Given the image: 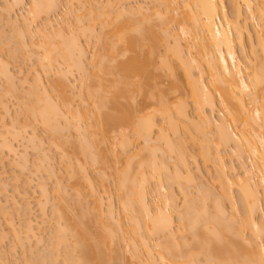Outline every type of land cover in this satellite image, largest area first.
<instances>
[{
  "label": "bare ground",
  "instance_id": "obj_1",
  "mask_svg": "<svg viewBox=\"0 0 264 264\" xmlns=\"http://www.w3.org/2000/svg\"><path fill=\"white\" fill-rule=\"evenodd\" d=\"M95 1L93 0L94 4L96 3ZM186 1L187 0H159V4L157 7H154L153 9L149 8L151 10L148 9L151 14L147 13L149 14L148 17L157 16L154 17L156 22L150 21V19L152 18H148L146 14L143 13L144 7L142 5L134 7L133 11H131L132 8H128L127 10L124 9L126 11L122 9L121 11H123V13L119 12L118 10V13L116 12L117 14L113 16H111L109 11L112 10L109 9V7H112L113 5H111L112 3H110L109 1V3L106 2L109 6H106L107 9H109L108 11H105L106 3L105 5H103L104 7L102 6L104 10L98 8L100 10L99 13L97 12V16L100 18V33L105 35H103L105 38L103 39L105 40V44L107 46V48L105 47L107 50L105 49L106 51L104 54H106V59H108L107 61H109V63L105 62L107 63V65H105V63L103 64L102 61L98 60V63L101 62V65L97 64L98 66L96 67L99 68L98 70L100 72L96 69L97 71L93 73L95 77L98 78H95L97 80V83H93V85L96 84L97 87H95L94 85L92 86L95 87L93 89L87 88V90L89 89V94H87L88 98L89 96H94V98L96 99V101L93 102V107L91 108L92 111L88 112L90 111L89 109L88 111H83L85 107L80 108L83 111V116L81 117H83L85 121V118H87V116L89 117L90 115H94L97 118V123L95 125L98 124V127H95V129L97 128L98 131L96 132V130L94 129L95 132H93V130L90 132L91 123H85L87 125L89 124V128L87 127L86 129V125L83 126V132L86 135L85 137H80V139H83L81 141H85L86 143H84L85 145L83 143L81 145L82 148L83 146L92 147V152L90 154L93 153L91 156H95L97 158L99 157L98 159L101 163L100 168L103 169L104 167H107L104 168L103 171L107 172L105 171V169H108L112 172L111 169L113 168L110 164V162L112 161H110L109 159L112 158V155L114 156V158L115 156L116 158L118 157L117 153L115 152L116 150H114L115 148H113V145L115 147L118 144L121 148H125L123 150H126L135 141L140 140L144 143L141 151H147V156H139V160L137 161V163H135V167L131 166L130 163H128L126 164L127 166L125 165L124 168L120 169L118 171L119 174L116 175L118 176L117 185H119L118 190L121 196L120 199L121 201L123 200V204H120L124 206V208L126 209L125 211L128 212L130 223L132 222V225L130 224L131 226H126V224H118L120 225V227H122L123 225L128 228L126 229L124 227V230H126L125 235H128V237H125H127V240H129V242L127 243H130V245H132V247L130 245L128 246H130L129 248H131V250L133 248V255L136 257L138 263L264 264V253L262 252V250H264V243L263 240L261 242L260 238L261 236H264V223H261V221L264 222V0H231V5L232 7H234V19L230 18L227 15L228 12L225 5L226 0H191V2ZM13 2L21 3L22 0H13ZM30 2L31 6L29 4L30 7L28 8V14L31 10L30 15H35L36 17L38 15L40 17L41 12H47L55 9L56 6H58L60 0H30ZM98 2L99 1L97 0V3ZM181 2H185V5L183 6L187 7L188 10H185L183 13H181L182 16L177 18L178 14H176V5L180 4ZM241 2L245 7V10L247 11V16L245 17H242L243 13L240 10ZM85 3L88 2L85 1ZM91 3L92 2L88 4ZM81 4L84 3L81 2ZM98 5L100 4L98 3ZM93 10L91 11L94 12ZM96 11L97 9L91 15L95 14ZM124 14H127L125 16L127 19L123 18L125 21H123L122 19V16ZM35 16H33V18H35ZM140 18H142V20H140ZM157 18H160L162 20L160 21V19L158 20ZM120 19L122 20L119 23L118 20L120 21ZM75 20L77 21V18ZM80 20L81 19H79L78 21L80 22ZM132 20L134 23H132ZM135 20H140V22H136ZM175 20L178 22V26L176 29L170 26V23ZM255 20H257V23H259V29H256V27H254V32H252L249 29V22H253ZM79 22H76L78 23L77 27H81V29L79 28V30L85 32V29L87 30V28L81 26L82 23L80 24ZM111 22L113 23V25L110 24L111 28L109 29H111V31H106L108 32V34H106V32L104 33V30H106L105 28ZM45 23H43L44 31L45 29H47V26L45 25H47L48 22L47 24ZM157 24L160 25L158 26V28ZM24 25L27 28L26 30L30 29L29 27H27L28 25ZM88 25L93 26L90 25V23ZM89 26L87 27L89 28ZM16 28L15 30H17ZM159 28L160 30H158ZM21 30L19 31L21 32ZM37 30L39 33L42 31L40 28ZM56 30H58V28L54 29L55 32ZM159 31L162 32V36L160 35ZM96 33L99 34L98 32ZM245 33L247 35H245ZM62 34L56 36L61 38ZM68 34L65 36V38H67ZM102 34H99L96 38L99 37L101 39L103 37ZM253 34L255 35L254 38L256 39L255 44L253 43L255 42V40L253 39ZM20 35L21 34L19 33V36ZM77 35L79 36V32H77ZM77 35L76 38L74 37V35V38L71 36L73 38H71V40H68L70 37L67 38L66 41H71L69 43L64 41V38L62 37L63 39L61 38V40L63 42H59V45L57 43V45L54 44L55 42L51 43V40L48 38L51 35H47L44 42H46V44L47 42H49L50 45H53H51V48V46L47 44L49 50L47 45L45 46L47 48H43L46 50L41 49L44 51V54L43 56L41 55V58H43V61H46L47 63V66L45 67L48 68V66H52L53 62L55 63V61L59 62L60 60H63L64 63L63 61L62 63L64 65H66L67 61V63H69L70 61L73 62L72 67H70L71 64L70 66H68V64L67 68L76 67L78 70H80L78 65H81L80 63L83 62H80L78 60L82 57V55H84L83 52H86V49H83L84 45L81 44V41L79 40L80 37L78 38ZM88 35L90 36L92 34H90L89 32ZM95 35L96 34L94 33V36ZM22 36L24 37V35ZM184 36H188V39ZM244 36H247V39L250 40L248 43V46L250 47V56L248 57L247 55L249 54L246 53L247 55L244 54V58L240 59L236 49L238 46L241 51L245 53L246 40ZM23 37L21 38L23 40L24 44H22L24 47L27 43L25 42ZM251 39H253V41ZM96 40H98V42L100 41L99 39ZM192 49H195L194 55L191 53ZM73 56H77L78 58L80 57L77 60L78 63L73 60ZM101 56L103 58L106 57L105 55ZM57 57H59L60 60L57 59ZM120 57L122 59H120ZM84 59H86V57ZM103 60L105 61V58ZM1 65L3 66H1V68L3 69L2 73L4 74V77H7V81L11 82L10 78L14 76L12 75L13 73L9 72V67L4 65L3 61ZM43 68L44 67L42 66L41 69ZM45 69L46 68H44V70ZM60 69L61 73H59L62 76H65L67 75L66 73H69V69H62L61 66ZM97 72L100 73V75ZM84 74H86L85 71ZM36 75L38 76L36 78L34 77L35 79L33 85L31 84V87L28 86V89L29 87L30 89L32 88L31 90L29 89L28 95L33 96V94L36 93V95H34L36 100L39 99L38 95H41L42 99H44V102H42L44 104L41 105L42 103L38 100V103H36L37 101L35 102L36 105L32 103L33 100L28 101L31 103L26 102L33 105H29L31 106L30 108H24L25 111L29 109L27 113L30 112V118L34 121L36 120L42 123V125L46 127V129L48 127L50 133L52 131L55 132V130L59 127L60 129L68 128V125L71 124L72 126V123H76V126L78 124L77 128L74 125L72 127L74 129H78V127H80L81 125H79L80 123H78L79 120L76 122L75 118L71 120L72 122H67V127L65 126L66 123H64L69 118V115L67 116L68 112H73L72 105L68 104L70 98H66L65 95V84L67 86V83H70L69 81L66 83V80H68L69 78L65 76V79L59 75V77L63 79H60L58 77L59 84H57L56 82V87H59L58 93L61 99V103L66 107H64L65 110H62L61 104L52 99L48 94V91L43 86L44 83L40 79L41 75L39 73H37ZM163 78H166L168 80V85L166 87L160 86V82ZM23 80L26 81L27 79ZM24 81L23 83H25ZM13 82L10 85H13ZM89 85L91 86V84ZM89 85L87 87H89ZM73 87L75 88V86ZM14 88L11 89H13L14 91ZM16 90L18 89L16 88ZM38 91L40 92V94H37ZM137 95L141 96L143 103H147V106L149 107L147 110L144 111L143 109L134 106ZM42 99L40 98L39 100ZM28 104L26 106H28ZM67 105H69L70 108ZM217 105L220 107L222 113V115L218 118L213 117L212 115V112L215 110ZM87 108L88 106L86 107V109ZM75 114L76 112H73L72 117L78 116L77 114ZM59 117H62L63 119L66 118L63 122L64 126L63 124H61V122H59L61 120L58 119ZM25 120L28 119L25 118ZM3 124L5 125V127ZM2 125V129L5 132H7L6 129H8V131L10 130V125L7 126L8 128L6 127V123L3 122ZM12 126L13 125H11V127ZM14 128L15 127H12L11 129ZM209 128H213L211 130L213 132L212 134L211 132L208 133ZM236 128L237 130H235ZM60 129L57 130L59 131ZM69 129H71V127ZM4 131L3 133H5ZM14 131L15 133L13 134L15 135H10L12 138L13 136L17 135L20 136V134L16 132H20L21 130L15 129ZM168 131H170L172 135L169 134ZM56 132L52 133L56 134ZM59 132H57V134H59ZM114 133H116L117 135ZM84 134L82 136H84ZM208 134H211V137H209ZM4 136L6 135L4 134ZM0 137L2 139L3 135L0 134ZM16 138H18V136L14 137V139ZM2 140H5L3 145H1ZM2 140L0 141V148L1 146L3 148L2 150L0 149V165H3V162L6 160L4 159L3 155L7 152L4 151H8L12 155L17 154V148L13 143H7V141L9 140H7V138L5 137ZM191 146H194L196 148L191 149ZM58 147L59 146H57V148ZM89 147L88 150H86L85 148L83 150L80 146L84 153L85 151H87L86 153L88 155L90 152ZM193 150L197 152H195L196 155L200 156L204 163L209 161L210 164H212V166H214L217 170L216 182L219 186V192H216L217 189L215 191L216 187L214 188V186L212 188L214 190L206 189L208 192H204L206 190L202 191L206 195L208 193L207 197H213H210L213 200V202H210L212 203V207L209 203H205V201H207L209 197L207 198L204 193H201V191L200 194H196V197L198 198L197 199L195 195L192 194V192L187 193L189 192L188 188H186L188 191L184 189L185 184L183 182L185 181L186 187H189L188 181L190 182L192 180L190 176L192 172L190 171L191 168L189 159H196V155L194 154ZM38 151L42 155L41 157H43L40 159L42 165L45 162L51 170L49 171L50 176H57L56 170L54 172L55 174L53 173L55 167L52 166L51 159L49 158L50 156H47L48 154L47 152H45L44 148H41ZM158 152L160 154H158ZM225 154L232 155L233 157L236 156V158L240 159L243 164L251 160V163L247 168H245V171H243L244 177L239 176L236 182H234L232 178H230V172L234 171V166L232 164H227L225 160ZM138 155L139 154H137V156ZM95 157L93 158L94 161L92 160L93 163H96L98 160ZM167 158L170 162H174L172 164L173 168L171 169L168 168L169 161H167ZM106 159L108 162L110 161V165L108 164ZM23 166L21 165L22 170L25 167ZM255 166H257V173L256 171H254L256 169ZM68 167L69 169H71L70 164H68ZM249 167H251V169ZM129 168L130 170H132L130 171ZM169 170H172V173ZM197 170L200 173V169L197 168ZM166 171L167 173L170 172L171 174H167ZM104 172L103 175L105 174ZM258 173H261V175H259ZM201 176L202 178H204L203 175ZM15 178L18 179V175H16ZM162 179L163 183L164 180L166 181L174 179V181L171 180V182L166 181V183L168 182L167 187H169V189L167 187H165L166 190L164 189V186L166 185L163 186ZM183 179L184 181L182 182ZM54 183L56 190L55 198L59 200L58 202H62V199H65V190L61 186L60 179L56 178V182L54 181ZM171 183H178L180 186L178 184L176 185L179 187V189L181 187L180 190H183L182 192L184 193V197L187 198L184 199L185 201L183 205L185 206H183V214H180L181 211L176 209V207L174 208V205H176L174 204L176 199L174 198L175 196L173 189L172 187H170L173 186V184ZM231 184L237 185L238 200L234 197L233 191L230 189ZM150 185L153 186V189L149 188ZM4 186L8 187L6 184H3V187ZM160 187H163L162 189L166 194L168 193L166 196H163V194L162 196L160 195ZM40 188H42L41 194L45 197V195L48 194L46 193L48 192L46 191L47 188L41 186ZM14 189L16 190V188ZM170 189L172 190L170 191ZM17 190L15 192L19 194V196L24 198V200L28 197L27 194H25L26 191L20 194L21 191ZM14 191L13 193H15ZM151 191L159 192V196L161 197H158V199L155 201L154 199L151 200L152 202L149 201L150 199L147 197V194ZM171 192H173V194ZM201 194H203L205 198L204 196H201ZM62 195H64V198L62 197ZM74 195L78 196L75 198H80L81 192L77 189L75 190ZM200 196L203 201L201 199L199 200ZM14 198H12L15 201L14 204L17 205L18 202ZM101 198V195L97 197V206L95 212H98L97 215H99L100 217L105 216V218H107L108 216V219H110L112 216H114L113 207L111 208V204L108 203V212H105V214L107 213V215H101L104 213L102 212L100 206V203H102L103 200H101ZM223 198L231 202L230 205L232 208L230 209L233 210V213H230V216H226L227 209L224 205L225 203H223ZM46 199L47 198H45V202L47 203L49 199ZM83 199L81 200L83 201ZM170 200H172L171 202L174 201L173 204L170 202ZM26 203L27 205L29 204L28 201ZM26 203L24 204L26 205ZM40 203V205L44 206V202L42 203L40 201ZM82 204L83 202L80 205ZM4 205L8 204L4 203ZM27 205L25 206V210L28 209ZM238 206H240L241 208V218H238L240 216V213L236 214L238 213ZM80 209H83L85 211L83 212V214H90L92 211L91 210L89 213L88 210L86 211V207H82ZM44 210L45 209L42 208L43 212L40 214L41 216L43 215L41 217V222L43 221L42 218H44L46 215V210L45 212ZM175 211H178L180 215L178 223L179 225L177 224L178 227L177 225H174L173 213H175ZM234 211L237 212L234 214ZM60 212V210L57 211V218L61 217L60 219H58L59 221L62 220L64 216H66V214H63V211L61 213ZM112 213L113 215L110 217L109 215H111ZM260 214V217H262L263 215V220L258 218V215ZM62 215L64 216L62 217ZM97 215L95 216L97 218H100ZM87 216L88 215L86 214H81L80 219H82L83 217V219H85ZM65 219L67 223L64 221V223L62 222V225H59V221V223L57 222V228L55 227L57 231H55V233H58V235H56V240L53 242L54 244H52L51 242L50 245L48 241V243H46V245L48 244V246L45 247L50 248L52 245L57 246L58 244L56 248L58 249L61 246V249H63V244H60L64 243L65 247L63 253L66 254H63V256L66 255V258L64 256L66 260H63L68 261L69 264H109L111 257L110 254H108L110 253V251L108 250L109 247L116 242L112 240L111 244V240L109 239L110 236H108L107 234L111 230L107 229V231L106 228H104V233L107 232L106 234L108 237L106 236V234L97 233V237L94 235L95 238L91 239L90 237L94 236H90L89 231L87 232L88 227L86 229V224L84 225V222L88 223L90 221L89 219L84 220V222L82 223L79 222L80 220L76 223H71L69 222L72 221L70 220V218L69 220L67 219V217ZM118 221L120 222V220ZM9 222H12V220H10ZM100 222L102 221L100 220ZM103 223L104 222H102V226L100 225L101 229L99 231H103ZM185 224L193 233H191L192 240L191 238L189 240L191 242H185L188 245H192L190 246V248L189 246L187 247L186 245H184V242H180L178 240L177 234H175V231H179L180 229H182V226H184ZM37 226L36 228H41V226H39L38 224ZM36 228L33 226L32 220H28L26 225L24 226L25 230H23L25 231V236L24 234L23 236L26 238L23 237L24 239H21L22 235L19 234L23 231L18 230L19 232H17L15 228V233L13 231V234L15 235V237L17 235L16 238L22 240L23 243L25 239H28L30 237H32V239H36V241L40 243L43 239L42 237H40L41 235L39 236V234H37L38 232H35ZM130 228L132 229L131 231ZM120 230L122 231V228ZM246 231L250 232V237L251 239H253L252 241L250 239H247ZM157 235H166V237H162V241H164V238L165 241L160 244L157 243L159 244V247H151L150 243H148V238ZM174 235H176L177 241H174ZM38 236L41 238V240L36 238ZM68 236L71 239L67 240ZM258 238H260L261 243H258V241H256L259 240ZM31 240H28V242ZM66 240L70 241V243L67 242L68 244H66ZM137 245H140L145 249V254L141 252L146 257L144 258L142 255V258H140L142 262L139 260V258L137 259L139 253H137L136 251L140 252L139 247H136ZM113 246H115V244ZM183 246H185L186 249H191L187 255H183L180 250L177 251V249ZM155 247L159 250L155 249ZM40 248H42V250H37L39 252H35H37L39 256L42 257L40 258L38 256L39 258H32L34 253L33 255L31 253L32 259L29 262L26 261L28 262L27 264H53L54 262L51 263V261H55V259L58 258H53V252L55 250H50L52 252L51 256L50 251H47L49 253L45 254L46 251L43 250L44 246ZM65 248L67 250H65ZM152 248L155 249V256L152 254ZM110 249H114V247L112 248L111 246ZM175 249L176 253L178 252L179 256L175 253ZM57 251L60 250L58 249ZM71 251L73 253L76 252L77 254L75 253L74 255L73 253H71L74 255L73 256L70 254ZM41 253L44 254V256ZM111 253L114 254V250L113 252L111 251ZM135 253H137L138 255H135ZM116 254L117 253H115V255ZM181 254L182 256H180ZM50 256L52 259L50 258ZM111 256L113 257V255ZM199 256H201L202 258ZM139 257H141V254L139 255ZM1 258L3 261L0 260V262L3 263L5 260L3 258L5 257L1 256ZM200 258L203 259V261ZM113 259L115 258L113 257L112 261ZM65 261L63 263H65ZM9 263L10 262H8V264Z\"/></svg>",
  "mask_w": 264,
  "mask_h": 264
},
{
  "label": "rangeland",
  "instance_id": "obj_2",
  "mask_svg": "<svg viewBox=\"0 0 264 264\" xmlns=\"http://www.w3.org/2000/svg\"><path fill=\"white\" fill-rule=\"evenodd\" d=\"M85 1L88 3H90V2H92V3L88 4V3H85ZM85 1L81 0V2H83L85 4L84 5V4H81L80 0H60L58 6H56V8L58 7L59 9L55 8V9H53L55 11H53V10L47 11L48 14H47V12H41L42 15L40 13V17L38 15L36 17L35 15H30L31 10H30V13L28 14V12H29L28 8L31 6L30 0H22L21 3H17V2L15 3V2H13V0H0V59L3 61L4 65L9 67V69L11 70L10 71L8 69L9 72L10 73L12 72L13 73L12 75H14L12 78H10L11 82L7 81L8 80L7 77L5 78L4 74L2 73V70H3L1 68L2 61L0 60L1 61V63H0V131H1V133L0 134L3 135L2 139H4V137L7 138V140H9V141H7V143L11 142L17 148V154L16 155H12L8 151H4V152H7L6 153L7 155L2 153V154H4L3 156H4V159H6V160L3 162L4 163L3 165L1 164L2 166L0 165V176H1V178H0V182H1L0 183V254L2 257H5L3 259L10 262L9 264H24V263L27 264L33 257L39 256V254L37 253L39 251H37V250H42V248H40V247H43V246H44L43 250L46 251L45 254L49 253L47 251H50V250L54 251L55 250L53 252V254H54L53 258L54 259L56 257H58V258H56L55 261H51V263L54 262L53 264H65L67 262L66 264H69L68 261H65L66 255H64L65 258L63 256V254H66V253H63L64 247H65L64 243L60 244V245L63 244V247H62L63 249H61V246L58 248L60 251H57L58 249L56 248L58 246V244H57V246L52 245L50 248L45 247V246H48V244L46 245V243H48V241H49L50 245H51V242H52V244H54L53 242L56 240V235H58V233L57 234L55 233V231H57L56 225H57V222L59 221L58 219L61 218L59 216H58L59 218H57V215H58L57 211L58 210H60L61 212L63 211V214H66V216L62 215V217L64 216L63 217L64 220L63 219L60 220L59 221L60 223L58 222L59 225H62V222L64 223V221L66 220L65 219L66 217L68 220H69V218H70V220H72V221H69L71 223H76L79 220H80L79 222L82 223V222H84V220L89 219L90 221L88 220L89 221L88 223L84 222V225L86 224V227H85L86 229L88 227L87 232L89 231L90 236L95 235L97 237V235H96L97 233L98 234L99 233L106 234L107 232L104 233V231H105L104 228H106V230L107 229L111 230L110 232L113 235L110 232L107 233L108 236L111 237V235H112V237H113V238L109 237V239L111 240V244H112V240L114 242L116 241L115 243L113 242L115 244V246H113L114 244L113 245L110 244L112 246V248L114 247V249H110L111 248V246H110L109 250H108V251H110V253H108V254H110V257H111V259H110L111 264H137L138 263L136 260V257L133 255V253H134L133 248H132V250H131V248H129L130 246L132 247V245H130V243L129 244L127 243V242H129V240H127L128 235L127 234L125 235L126 230H124V229L126 227L123 225H122V227H120V225H119V224H124V225L126 224V226H131L132 222L130 223V218H129L128 212L125 211L126 209L124 208L123 205H121V204H123L122 203L123 200L121 201V199H120L121 196H120V194H119L120 192L118 190L119 185H117L118 184V180H117L118 176H116V175L119 174L118 171L120 169L124 168V166L128 163H130L131 166L135 167V165H136L135 163H137V161L139 160L138 159L139 156L145 157V156H147L148 152L145 150L141 151L142 147L144 146L143 145L144 143L141 142L140 140L133 142V144H131V146L129 148H127L126 150H123L125 148H121L116 143L117 145L115 147L113 145V148H115L114 150H116L115 152L117 153L118 157L116 158V156H115V158H114V156L111 154L112 158L109 159L110 161H112V162L109 161L112 168H113V169H111L112 172L108 169L107 170L105 169V171H107V172H104L103 171L104 168H107V167H104L103 169L100 168L101 163L98 159L99 157L97 158L94 156L98 160L96 159L97 162L93 163L94 157L91 156L93 153L90 154L92 152V150H91L92 147L88 146L90 148L89 149L90 150L89 155L86 153L87 151H85V153H84V151H83L84 148L86 150H88V147L86 146L87 147L86 148L85 146H83V148H82L81 144L82 143L84 144L86 142L81 141L83 139H80V137L82 138V137H85V135H86L83 132L84 131L83 126L86 125V129H87V127L89 128V124L88 125L85 124L87 122L91 123L90 132L92 130H93V132H95V130H96V132L98 131L97 128L95 129V127H98V124L95 125L97 123V118L94 115L93 116L90 115L89 117L87 116V118L84 117L86 119V121H85L83 119V117H81V116H83L82 115L83 111H88V109H89L90 111H88V112H91L92 111L91 108L93 107V102L96 101L94 96H89V98H88L87 94H89V89L87 90V88L93 89V88L97 87L96 84H94L95 87H92V86H94L93 83H97L96 79H98L93 74L94 72H96L99 69L96 67V66H98L97 64L101 65V62L98 63V60L102 61L103 64L105 62L109 63V61H107L108 59H106L107 58L106 54H104L105 51L107 50L106 49L107 46L105 44L106 42L104 40L105 35L100 33V29H101L100 18L97 16V12L98 13L100 12L99 9L104 10L103 5H105V3L109 1L110 3H112L111 5H113V6L112 7L110 6L111 7L110 8L106 3L105 7L107 6V7H109V9H112V10H109L106 7L105 11L109 10L111 16H113V15L118 13L117 12L118 10H119V12L123 13V11H121L122 9L127 10L128 8L129 9L132 8L131 11H133L134 7L142 5L144 7L143 13H145L146 16L148 17V15L151 14L149 12V10L153 9L154 7H157L159 4V0H98L99 1L98 3L100 5H98L97 0L96 1L94 0L96 2L95 4L93 3V0H85ZM187 1L191 2V0H187ZM184 3L185 2H183V3L181 2L180 4L176 5L177 6L176 14H178V16L176 15L177 18L181 17L182 16L181 13H183L185 10H188L187 7L183 6V5H185ZM225 3H226L225 5L227 7L226 10L228 12L227 15L230 18L234 19V7H232V5H231V0H226ZM29 4H30V6H29ZM240 4H241L240 10L243 13L242 17H245V16H247V11L245 10V7L243 6L242 2ZM59 5H60V7H59ZM149 8H151V9H149ZM93 9H95V10L97 9L96 13L93 14L94 16L91 15L92 13L95 12V10H93ZM91 10H93L94 12H92ZM126 10H124V11H126ZM128 12H125V13H128ZM147 13H149V14H147ZM95 15L97 16V18ZM126 15L124 14L122 16V19L123 18L125 19ZM33 16H35V18H33ZM154 17H157V16H153V17L151 16L148 18H152V19H150V21L156 22ZM31 18H33V19H31ZM76 18H77V21L75 20ZM79 19H81L80 22L78 21ZM122 19H120V21L118 20V22L120 23ZM124 19H123V21H125ZM140 20H142V18H140ZM140 20H138V21L135 20V21L140 22ZM143 20H144V18H143ZM161 20L162 19H160V21ZM75 21L79 22L80 24L82 23L81 26H83L84 28H87V30L92 35L89 36L88 35L89 32L86 29H85V32H82L81 30H79V28L81 29V27H77L78 23H76ZM160 21H159V23H160ZM47 22H48V24H47ZM257 22H258L257 20H255L253 22L252 21L249 22V29L252 32H254V27H256V29H259V26H258L259 23H257ZM43 23L47 24V25L44 24L45 26H47L46 27L47 29H45V31L43 29V27H44ZM89 23H90V25H93L94 28H93V26H89L88 25ZM132 23H134L133 20H132ZM177 23L178 22L176 20L172 21L170 23V26L172 28L176 29L178 26ZM24 24L28 25L27 27H29L30 29L26 30L27 28ZM29 24H31V25H29ZM80 24H79V26H80ZM110 24L113 25L112 22L109 23L108 26L105 28L106 30H104V33L106 31H109V30L111 31V29H109V28H111ZM86 25L89 26V28ZM158 26H160V25L157 24V28H158ZM15 28L18 31L15 30ZM22 28L24 29V31ZM39 28L41 30L43 29L40 33L37 30ZM57 28H58V30H56V32H55L54 29H57ZM19 30H21L22 33ZM158 30H160V28ZM52 31H53V33H52ZM61 31H62V33L65 32L66 34L65 33L62 34ZM71 31L74 34H72ZM77 32H79V36L77 35ZM96 32H98L99 34H102V36L103 35L104 36L101 39L99 37L96 38L99 35ZM19 33L21 34L20 35L21 37H23L22 35H24L23 39L27 43V44L25 43L26 45L24 47H23V44H24L23 40L19 36ZM48 33L51 35L48 38L51 40V43L55 42L54 44H56V43L58 44L59 42H63L61 40L62 37L64 38V41H66L67 38H69V37L70 38L68 40H71L73 35L75 38H76V35L78 38L80 37L79 40L81 41V44L84 45L83 49L84 50L86 49V52H83L84 55H82L81 58L79 57L80 59L77 56H76L77 57V59H76V57H74L75 56L74 55L73 60L76 61V63H78L77 62L78 59H79L78 61L83 62V63H80L83 66L78 65V67L81 71L78 70L76 67L67 68L68 64H69L68 66H70V64H71L70 67H72L73 62L70 61L69 63H67L68 62L67 61L66 65H64L63 64L64 61L62 60L63 61V63H62V61L60 60L59 57H57V59L60 60V61L57 60L59 62L55 61V63L53 62L52 66L51 65H50V67L48 66V68H50V69L45 67V66H47V63H46V61H43V58H41V57L44 54L43 50H46L43 48L47 44L50 45L49 42H47V44H46V42H44L45 37H47V35L49 36ZM59 33L62 34L61 38L56 36V35H61ZM94 33L96 34L95 36H94ZM159 33H160V35L162 34L161 31H159ZM67 34H68V36H67V38H65V36ZM106 34H108V32H106ZM245 35H247V34L245 33ZM186 37L188 39V36H186ZM244 37L246 40V42H245V44H246L245 53L243 51H241V49L238 46L236 49L237 54H238L240 59H243L244 58L243 56L246 53L249 54V55L246 54L248 57L250 56V53H249L250 47L248 46L249 45L248 43L250 40L247 39V36H244ZM254 37H255V35L253 34V39L255 40V42H253V43L255 44L256 39ZM95 38L99 39L100 41L98 42V40H96ZM108 38H109V35H108ZM253 39H251V40L253 41ZM46 41H48V40H46ZM66 42L69 43L71 41H69V42L66 41ZM51 45H53V44H51ZM25 47H27V48H25ZM47 47H48V45H47ZM47 47H45V48H47ZM51 48H52V46H51ZM41 49H43V50H41ZM48 50H49V47H48ZM191 53L194 55L195 49H192ZM101 55L106 56V57H104L105 61L103 60L104 58ZM85 57H86V59H84ZM123 58H124V56H123ZM120 59H122V58L120 57ZM44 62L46 63V65ZM84 63H86V64H84ZM105 65H107V63H105ZM42 66L44 68H46L47 71H46V69L44 70V68L41 69ZM60 66L62 69H65V70L69 69L68 70L69 73H66L67 75H65V76H67V78L70 79V80L69 79L66 80V83L68 81L70 83L69 84L67 83V86L65 84V95H66V98L67 97L70 98V101L68 104L72 105L73 112H76V114L78 116L72 117L73 112L71 111L72 113L68 112V114H67V116L69 115L68 116L69 118L66 120V122H64L66 118L63 119L62 117L58 118V119H61L59 122H61V124H63V126H64V123H66L65 124V126H66L68 121H71L75 118L76 122L79 120L78 123H80L79 125H81V126L78 127V129H76L78 124L76 126L75 125L76 123L75 124L72 123V126H71V124L69 122L70 125H68L69 126L68 128H64L61 125L65 130L60 129V127H59L57 129L64 130V131L59 130L60 131L59 132L56 129L57 132H59V134H57L56 130H55L56 134H53V133H55L54 131H52L53 133L52 132L50 133V130H48V127L46 129V127H44L42 125V123H40L39 121L32 120L30 118V112L27 113L29 109H27V111H25V109L30 108L31 106H29V105H32V104H28V103H31L28 101H32V100L34 101L35 100L34 102L32 101V103H34L35 105H36V103H38V101L41 103L44 102V99H42L41 95H38V96H39V99L41 98L43 101L39 100V99H37L38 101L36 100V98L34 97V95H36V93L33 94V96L28 95L29 94L28 91L31 87V84L33 85L34 79L38 76L36 74L39 73L41 75L40 79L44 83L43 86L48 91V94L50 95V97L52 99H54L55 101H57L58 103H60L62 110H65L66 107H65V105H62L61 99H60V96L58 93L59 87L58 88L56 87V85L59 84L58 79L59 78L60 79L65 78V76H62L60 74L61 73L60 72L61 71ZM243 66H244V64H243ZM83 67H84V69H83ZM86 67H87V69H86ZM58 69H60V70H58ZM82 69L85 71L86 74H84V71ZM62 71H64V70H62ZM98 74L100 75V73H98ZM5 75H6V73H5ZM59 75L62 76L63 78L59 77ZM23 79H25V80L27 79V80L24 81ZM23 81L25 83H23ZM12 82H13V85H10ZM56 82H57V84H56ZM59 82H60V80H59ZM89 84H91V86ZM72 85L75 86V88ZM88 85H89V87H87ZM167 85H168V80L166 78H163L160 82V86L166 87ZM28 86H30L29 89H28ZM11 88H14L15 93H14L13 89H11ZM16 88L18 90H16ZM25 92H26V94H25ZM41 93H42V91H41ZM37 94H40V92L38 91ZM26 95H28V96H26ZM91 97H92V99H91ZM26 102H28V103H26ZM27 104L29 107L26 106ZM43 104L44 103H42L41 105H43ZM67 106L70 108L69 105H67ZM87 106H88V108L86 109ZM134 106H136L137 108L139 107L140 109H143L144 111L149 108L147 106V103L142 102V98L140 95L136 96ZM83 107H85V108L82 111L80 108H83ZM190 107H192V106H190ZM72 108H71V110H72ZM212 115H213V117H216V118H218L219 116L222 115L220 107L218 105L216 106L215 110L212 112ZM25 118L28 120H25ZM3 122L6 123V127L10 125L9 129L12 132L10 130H9L10 131L9 132L8 129L5 128L6 131L8 132L7 133L2 129V126L4 125V124L2 125ZM73 122H75V121H73ZM11 125H13L12 127H15V128L11 129L12 128ZM73 125L76 126V128H75L76 130L74 128H72ZM57 126H58V124H57ZM4 127H5V125H4ZM70 127H71V129H69ZM15 129L21 130L20 132H16V133L20 134V136L17 135L18 138H16V139H14V137H17V136H13V138L11 137L12 136L11 134L15 133V131H14ZM23 129H25V130H23ZM212 129L213 128H209L208 133L211 132V134H212L213 133L211 131ZM2 130L5 133H3ZM235 130H237V128ZM168 133L172 135V133L170 131H168ZM4 134L7 137L4 136ZM83 134H84V136H82ZM114 134H116V133H114ZM154 134H157V133H154ZM211 134L210 135L208 134V136L211 137ZM13 135H15V134H13ZM154 136H156V135H154ZM2 139L0 137V141ZM154 139H155V137H154ZM5 140L1 141L2 142L1 145H3ZM56 145L59 146L60 149H59V147L57 148ZM79 145L81 146V148L83 150L80 148ZM41 148H44L45 152H47V154H48L47 155L48 157L50 156L49 158L51 159L52 166L55 167L53 173L56 170L57 176H54V177L50 176L49 171H51V170L44 161H43L44 163L42 165V162L40 159L43 157H41L42 155L38 151ZM194 148H196V147L193 146L191 149H194ZM0 149L1 150L3 149L2 146ZM193 152L196 155L197 152L194 150H193ZM137 154H139V155L137 156ZM158 154H160V153L158 152ZM5 155H6V157H5ZM111 155H110V157H111ZM24 158L26 159V161ZM225 160H226L228 165L232 164L234 166V171L230 172V178H232V180L234 182H236V180H237V178H239V176L244 177L243 171H245V168H247L248 165L251 163V160H250L249 162L247 161V162H245V164H243L240 159L236 158V156L233 157L232 155H229V154H225ZM106 161H107V159H106ZM167 161H169L168 158H167ZM109 162H108V164H109ZM189 162H190L189 164H190V168H191L190 171L192 172V174L190 175L192 180L190 182L188 181L189 184L187 183L189 185V187L188 186L186 187V183L184 181L185 178L182 180V182L184 181L183 183L185 184V188L183 186L182 187L184 189H186V188L189 189V192H187V193L192 192V194H194L196 197V194H200V191H201V193H204V192H208L207 191L208 189L214 190V189H212L213 186H214V188L216 187L215 191L217 189L216 192H219V186L216 182L217 170L215 169V167L212 166V164H210L209 161L204 163L202 161L201 157L198 155H196V159H194V160L192 158L189 159ZM18 163H19V165H18ZM173 163H174L173 161H171V162L169 161L168 168H170V169L173 168L172 167ZM68 164H70L71 169H69ZM21 165L25 166V167L23 166L24 167L23 170L21 169L22 168ZM46 165L49 169L46 167ZM105 166H107V165H105ZM255 167H256V169L254 171L257 170V166H255ZM46 168H47V170H46ZM131 168H133V167H131ZM197 168L200 169V173L198 172ZM249 168L251 169V167H249ZM129 170H130V168H129ZM145 170H147V169H145ZM169 171H171V173H172V170H169ZM103 172L105 173L104 175H103ZM166 173H167V171H166ZM168 173L171 174L170 172H168ZM256 173H257V171H256ZM183 174H185V173H183ZM16 175H18V177H19L18 179L15 178ZM201 175H203L204 178H202ZM259 175H261V173ZM55 177L60 179L61 186L65 190L64 191L65 196L62 195V197L64 196L65 199L64 200L62 199V202H58L59 200H57V198H55L56 197L55 196L56 190H55V183H54V181L56 182ZM16 180H18V181H16ZM171 180L174 181V179H171ZM171 180H166V181L171 182ZM166 181L164 180V183H163V179H162L163 186L166 185V186H164V189H165V187H167V184H168V182L166 183ZM186 181H187V179H186ZM3 184H6L8 187H6V186L3 187ZM171 184H173V183H171ZM176 184H178V183H176ZM176 184L174 183L173 186H170V187H172L173 192H174L175 197L174 196L173 197L176 199V200L174 199L175 202L173 201L174 204H176V205H174V208L176 207V209H178L179 211L182 212V213L180 212V214H183L184 213L183 212V210H184L183 206H185V205H183L184 201H185L184 199H187V198L184 197V193L182 192L183 190L182 191L180 190L181 187L179 189V187ZM40 186L47 188L46 191H48V192H46V193H48V194L45 195V197L41 194L42 188H40ZM150 186H149V188L153 189V186L152 185H150ZM5 187H6V190H5ZM14 188H16V190L18 188L17 191L20 190L21 191V193L19 192L20 194H22V192H25V191L27 192V193L25 192V194H27L28 197L25 198V200H27L29 202L28 205L26 203L27 201H25L24 198L19 196V194H17L15 192L16 190ZM162 188L161 187L159 188L160 189L159 190L160 195L162 196V194H163V196H166L168 193L166 194ZM167 188L169 189V187H167ZM77 189L81 192L80 198H75V197H78V196L74 195L75 190H77ZM172 189H170V191ZM230 189L233 191L234 197L238 200L237 185L231 184ZM203 190H206V191L202 192ZM13 191L16 194L13 193ZM43 191H45V190H43ZM43 191H42V193H43ZM61 192H62V189H61ZM173 192H171V193L173 194ZM184 192H186V191H184ZM13 194H15V195H13ZM100 195L102 196L101 200L103 199L102 203H100L101 204L100 206H101L102 212H104L101 215L104 216L105 212L108 210L107 209L108 203L111 204V206H110L111 208L113 207L114 211L113 210H111V211H113L114 216H112L113 213L111 215L108 214L110 217L112 216L111 218L109 217L110 219H108V216H107V218H105V216L100 217L99 215H97L98 212L97 213L95 212L96 211L95 209L97 206V197ZM204 195H206V194L204 193ZM204 195L201 194V196H204ZM207 195H208V193H207ZM207 195H206V197H207ZM210 195H211V193H210ZM12 196H14L15 198ZM161 196H159V192H156V191H151V192H148V194H147V197L150 199V200L148 199L149 201H151L153 199L155 201L158 199V197H161ZM201 196H200L199 200L200 199L202 200ZM60 197H61V195H60ZM210 197H212V196H210ZM210 197L207 200L208 202L205 201V203L206 204L209 203L211 206L212 203H210V202H213V200ZM12 198L16 199V201L18 202L17 205L14 204L15 201ZM45 198L49 199L47 203L45 202ZM168 198H170V197H168ZM204 198H205V196H204ZM81 199H83V201ZM222 200L224 201L223 203H225L224 205L227 209L226 216H230L231 215L230 213H233V210L230 209V208H232L230 205L231 202L226 200L225 198H223ZM40 201L42 203L44 202V206L40 205L41 204ZM171 201L172 200H170V202ZM82 202H83V204H82L83 206L80 205ZM173 202H171V203L173 204ZM4 203L8 204L9 206L4 205ZM24 203H26V205L28 206L27 210H25L26 205ZM54 203H55V205H54ZM22 205H23V207H22ZM122 206H123V208H122ZM82 207L83 208L86 207V211L88 210L89 213L92 210L91 213L90 214H87V213L83 214V212H85V211L83 209H80ZM42 208L46 210L47 216L45 215V217L42 218L43 221L41 222V217L43 216V215L42 216L40 215L43 212ZM237 208L239 209V210L237 209L238 213H236L237 211L236 212L234 211V214L240 213V216L238 218H241V212H240L241 208H240V206H238ZM45 210H44V212H45ZM81 214L82 215L86 214L88 216L85 219H83L84 218L83 217L82 218L83 221H82V219H80ZM95 215H97L98 217H100L102 219L97 218ZM105 215H107V213ZM179 216L180 215H179L178 211L177 212L175 211V213H173V219H174V225L175 226L179 223ZM260 216H261V214L258 215V218L263 220V215H262V217H260ZM9 218H10V220H12V222H9L10 221ZM28 220H32L33 226L35 228H36L37 224L39 226H41L42 229L36 228V230H35V232H38L37 234H39V236L41 235L40 237H42V239H43L40 243L37 242L36 239H34V238L32 239V237H30L32 240L30 238H28V239H25V241L26 240L27 241L26 242L24 241V243H23L22 240H19V238L18 239L16 238L17 235L15 237V235L13 234V231L15 233V229L17 230V232H19L18 230H20V231L25 230L24 226L26 225ZM100 220L102 222H104L103 223V231L102 230L99 231L101 229L100 225L102 226V222H100ZM111 220H113V221H111ZM118 220H120L121 223ZM114 221H116V222H114ZM261 223L263 224L264 222L261 221ZM178 225H177V227H178ZM182 227H181L182 229H180V230L178 229L179 231L176 230L177 232L175 231V234H177L178 240L180 242H182V243L184 242V245H186L187 247L189 246V248H190V246H192V245H188L185 242H188V243L191 242L189 240H190V238L192 240V237H191L192 231L186 226V224ZM121 228H122V231L120 230ZM126 229H128V228H126ZM131 230L132 229L130 228V231ZM23 234L25 236V231H23L22 233L19 234V235H22L21 239L24 237ZM107 234H106V236H107ZM39 236L36 238L41 240V238ZM95 236L90 237V238L94 239ZM125 236H127V237H125ZM132 236H134V235H132ZM157 236H153V237L151 236L148 238V240H149L148 243H150L151 247L152 246L153 247L154 246L159 247L158 245L165 241V238H164V241H162V237H164V236L166 237V235H157ZM250 236H251L250 232L246 231L247 239H250L252 241L253 239H251ZM51 237H53V238H51ZM177 237H176V235H174V238H175V239L173 238L174 241L176 240ZM24 238H26V237H24ZM260 238H261V242L263 240V243H264V236L263 237L261 236ZM260 238H258L259 240H256V241H258V243L260 242ZM47 239H50V240H47ZM69 239H71V238H69V236H68L67 240H69ZM28 240H31L32 242L31 241L28 242ZM67 240H66V244H68L67 242L70 243V241H67ZM157 243H159V244H157ZM128 245H130V246H128ZM136 247L137 248L139 247L140 252L136 251L135 249L134 250L137 253H139V255L141 254V257H139V255L137 253H135V255H138L137 259L139 258V260L142 262V260L140 258H142V255L145 254L144 253L145 249L140 245L139 246L137 245ZM156 247H155V249H158ZM67 248H70V247H67ZM189 248L186 249V247L183 246V247H180L179 249H177V251L180 250V252L183 255H187L189 253V251L191 250V249L189 250ZM155 249L152 248V250H153L152 254L154 256L156 255V254H154ZM65 250H67V249L65 248ZM113 250L115 253H117L116 254L117 257L115 255V253L114 254L111 253V251L113 252ZM115 250H117V251H115ZM35 251H37V252H35ZM72 251H74V250H72ZM72 251L70 252V254L73 253ZM262 252L264 253V250H262ZM31 253H32V255L34 253V255L32 256ZM35 253L38 255H36ZM51 253L52 252L50 251V254ZM55 253H56V256H55ZM75 253L76 252H74L73 254L75 255ZM175 253H176V249H175ZM73 254H71V255H73ZM176 254L178 255V252ZM182 254L180 256H182ZM42 255L44 256V254H42ZM111 255H113V257L115 258V259H113V261H112L113 257ZM1 256H0V260H2ZM31 256H32V258H31ZM51 256H52V254H51ZM51 256H50V258H51ZM143 257L146 258L144 255H143ZM199 257H201V256H199ZM199 257H198V259H199ZM63 259H65V260H63ZM5 260H4V262L8 264V262H6ZM201 260L203 261V259H201ZM26 261H28V262H26ZM64 261H65V263H63ZM110 262H109V264H110ZM3 263L0 262V264H3ZM142 263H138V264H142ZM157 264H160V263H157Z\"/></svg>",
  "mask_w": 264,
  "mask_h": 264
}]
</instances>
